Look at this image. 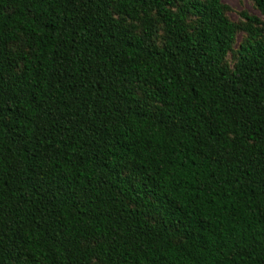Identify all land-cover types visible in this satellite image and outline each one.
Returning a JSON list of instances; mask_svg holds the SVG:
<instances>
[{
    "label": "trees",
    "instance_id": "1",
    "mask_svg": "<svg viewBox=\"0 0 264 264\" xmlns=\"http://www.w3.org/2000/svg\"><path fill=\"white\" fill-rule=\"evenodd\" d=\"M248 1L0 0V264H264Z\"/></svg>",
    "mask_w": 264,
    "mask_h": 264
},
{
    "label": "rangeland",
    "instance_id": "2",
    "mask_svg": "<svg viewBox=\"0 0 264 264\" xmlns=\"http://www.w3.org/2000/svg\"><path fill=\"white\" fill-rule=\"evenodd\" d=\"M221 2L227 7H229V11H227V16L233 22H238L239 20H241V12H245L248 15L257 16L260 18L258 11L248 0H221ZM240 39L241 35L238 34L237 42H239Z\"/></svg>",
    "mask_w": 264,
    "mask_h": 264
}]
</instances>
